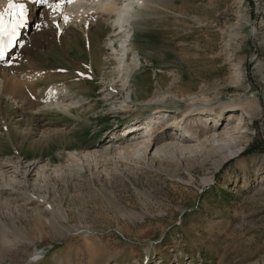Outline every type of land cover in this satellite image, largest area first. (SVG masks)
<instances>
[{
    "label": "rangeland",
    "instance_id": "1",
    "mask_svg": "<svg viewBox=\"0 0 264 264\" xmlns=\"http://www.w3.org/2000/svg\"><path fill=\"white\" fill-rule=\"evenodd\" d=\"M121 6L37 11L5 64L0 264H264V0Z\"/></svg>",
    "mask_w": 264,
    "mask_h": 264
},
{
    "label": "bare ground",
    "instance_id": "2",
    "mask_svg": "<svg viewBox=\"0 0 264 264\" xmlns=\"http://www.w3.org/2000/svg\"><path fill=\"white\" fill-rule=\"evenodd\" d=\"M75 1V0H74ZM122 1L123 0H88V2H86V4H81V5H73V4H66L64 2V0H47V3H40L39 0H23V2L26 4L27 6V9H28V12L27 14H29V17L27 19L28 20H33L37 17V11H42L43 13H45L46 17L47 16H53V17H56L57 20H60L62 22L63 25H66L67 22L69 21L68 18H71V17H75L77 20L80 18V16H82L83 14L85 13H94V12H97V13H102L106 16H111L112 14H114L119 7H121L122 9ZM8 4H9V0H3L2 3L0 2V11H3L4 9H6L8 7ZM66 4V5H65ZM56 5H60V7H56ZM120 5V6H119ZM72 8H76L75 9V12L74 13L71 9ZM43 15V14H42ZM51 18V17H50ZM67 18V22H65ZM50 20V23H54V19H49ZM134 23V22H133ZM69 24V23H68ZM89 24V23H88ZM90 25V24H89ZM109 25V24H108ZM132 26V25H131ZM111 27V26H110ZM62 28H65V27H62ZM89 28V27H88ZM66 29V28H65ZM61 30V29H60ZM89 30V29H87ZM60 32V31H59ZM89 31H87V34H86V40H88V42H92L93 40V37L89 36ZM59 34V33H58ZM64 34V33H63ZM92 35V34H91ZM113 36V35H112ZM27 38L29 40H31L29 37H28V34H27V29L24 30H20V34L19 36L17 37V41H18V44L16 45V47L13 49V51L11 52L10 56H12L14 54V52L20 47L22 46V44L24 42H26ZM112 41H113V37H111ZM28 40V41H29ZM85 40V39H84ZM34 41V40H33ZM31 42V41H29ZM86 43V41H85ZM112 43V42H111ZM62 44V43H61ZM113 44V43H112ZM63 46V44H62ZM75 45H73L71 42H68L67 44H64L63 46V50L65 52H69L70 50L72 49H75L74 48ZM112 48L113 50H115V44L112 45ZM62 50V51H63ZM88 53V52H87ZM57 55V54H56ZM50 57L53 56V55H49ZM96 55H92L91 51H90V67H92V69H97V58L95 57ZM48 57V56H47ZM9 59V58H8ZM85 63V62H84ZM9 71L10 69L7 68V66L5 64H0V79L2 80V85H0V91L5 94L6 96H9L10 98H14V96H17L19 94H17L18 92L22 91L21 93L25 94L24 92V89H21V81L18 82H13V79L12 77L9 78ZM44 72V71H43ZM0 82V83H1ZM20 83V84H19ZM41 83V82H40ZM23 84V83H22ZM31 84V83H30ZM35 86V85H34ZM25 87V86H24ZM23 88V87H22ZM48 89V88H47ZM50 90V89H49ZM20 93V96L24 97L22 94ZM17 94V95H16ZM59 95H63V92L60 91L58 92L57 90H55L54 88H52L49 92H47L46 94L43 93L41 94L40 96L41 97H44L46 99H49V100H52V99H55V97L59 96ZM21 97V99H22ZM25 97H26V94H25ZM27 98V97H26ZM24 99V98H23ZM28 99H26L27 101ZM30 100V99H29ZM19 101V100H18ZM25 101V100H24ZM26 103V102H25ZM24 104V103H23ZM37 104L36 102H31V106L32 108H37L39 105H37V107H35ZM17 106V105H16ZM27 106V105H26ZM51 106V105H50ZM228 106V105H227ZM243 106V105H242ZM242 106L240 105L239 107L242 108ZM43 107V106H42ZM45 107V105H44ZM21 108V107H20ZM27 108V107H26ZM55 108L57 109H65L64 107H59V106H55ZM233 108V107H231ZM234 108L238 109V107L234 106ZM40 109V108H39ZM67 109V108H66ZM69 110L72 111V108H69ZM225 108L222 107L218 112H216L217 116H221L222 115V111L224 110ZM30 110V109H29ZM34 110H38V109H34ZM20 112V111H19ZM159 112V111H157ZM189 126L190 127H194V130L196 132V127L200 128L199 132L202 133L203 131H207L209 129V127H211L212 125H208V127H204L205 125H201L202 123H200L198 120H195V119H190L189 120ZM197 128V129H198ZM206 129V130H205ZM133 130H129L127 132V134L131 133ZM188 133L191 132L192 130L189 129L187 130ZM186 131V132H187ZM157 132V130H153L151 131V134L152 133H155ZM133 133V132H132ZM187 133V135H188ZM223 135V134H222ZM157 136V135H155ZM220 136V135H219ZM154 137V136H152ZM223 139V138H222ZM243 186V185H241Z\"/></svg>",
    "mask_w": 264,
    "mask_h": 264
},
{
    "label": "snow or ice",
    "instance_id": "3",
    "mask_svg": "<svg viewBox=\"0 0 264 264\" xmlns=\"http://www.w3.org/2000/svg\"><path fill=\"white\" fill-rule=\"evenodd\" d=\"M39 2L47 3V0H39ZM27 12L28 9L23 0H9L8 7L0 11V57L4 55L7 47L15 43L20 30L26 26Z\"/></svg>",
    "mask_w": 264,
    "mask_h": 264
}]
</instances>
